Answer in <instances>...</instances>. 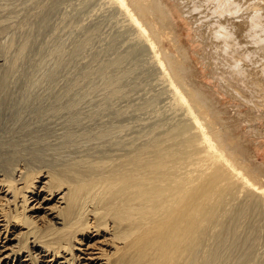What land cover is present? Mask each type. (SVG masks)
Segmentation results:
<instances>
[{"label":"rangeland","instance_id":"obj_1","mask_svg":"<svg viewBox=\"0 0 264 264\" xmlns=\"http://www.w3.org/2000/svg\"><path fill=\"white\" fill-rule=\"evenodd\" d=\"M32 1L0 0V15L7 14L0 16V25L12 21L8 16L13 11L11 15L16 12L17 18L20 15L19 20L24 19V22L22 20L19 22L21 24L18 23V27H9L11 30L2 34L0 44L14 46L15 42V45L21 46L25 43L24 48H20L22 55L20 54V60L16 62L18 65L10 68L11 74L15 75L12 76L14 95L11 99L16 103L10 100L14 102L13 106L7 107L5 115H0V133L3 136L0 138L1 163L9 167L18 160L22 164L19 167L26 164V167L36 168L40 163L49 168L59 165L67 167L71 164L79 166L78 168H91L92 165L98 167L99 164L101 167L102 161L106 159L107 166H114L121 160L120 156L125 154L129 148L127 145L132 143L134 137H138L136 140L143 143H153L158 139L164 144L165 139L167 145L173 144V148L174 143L178 141L181 145L186 143L184 137L190 138L191 131H185L184 126L189 123L188 125L194 128V125L185 113L184 106L171 94L161 75L157 74L159 70L156 62L143 46L142 37L135 32L129 21H126L114 1ZM128 2L131 3L130 0ZM8 7L9 9H6ZM135 13L139 14L137 10ZM142 19L150 29L151 36H155L156 45L161 50V56L168 68L173 72V67H185L183 78L181 76V80L178 79L181 82V90L190 103L193 102L192 98L198 101L199 95L204 96L199 97L202 99H199V104L193 102L195 111L209 126L207 130L211 128L209 132L215 133L214 136L220 135L221 138V89L216 84L218 81L209 74L212 67L204 68L205 65L198 56L189 53L187 44L192 41L188 21L182 19L181 24H184V27L178 26L177 31L172 30L175 26L161 22L158 24V34L154 33L153 22L148 16H142ZM183 50L187 51L188 59L184 57ZM16 68L19 71L15 70ZM26 80L37 82L28 81L27 84ZM25 84L31 87L30 92ZM23 93L25 97L27 93L32 95L26 109L21 108ZM223 97L225 101L229 99L230 104L233 102L226 94H223ZM24 110L26 112H21ZM26 113L30 116H26ZM20 115L23 118L26 116L27 119ZM39 116L41 118H36ZM212 119L213 122L210 121ZM69 121L74 124L73 128H70V133H75L73 136H69ZM97 136L99 140L95 138ZM160 142L156 141L157 146H160ZM169 145L170 150L172 146ZM181 145L178 152H174L175 156L184 150ZM132 147L134 148V145ZM194 147L190 146V149ZM262 147L257 150L259 155L257 154L252 163H248L252 168L256 165L257 170L264 168V146ZM173 148L171 151H176V148ZM187 148L186 150H190ZM104 151L108 154L105 155L106 158L101 157L105 154ZM99 157L103 159L100 161ZM32 171L33 169L30 170ZM70 179L78 181L80 178L71 176ZM44 182H47L46 178L35 180L33 188L24 189L20 195L16 194L15 198L6 192L10 190L4 187V182H0V264H73L72 257L76 259V264H105L104 255L114 254V246L117 245L112 243V232L96 231L91 214L87 215L93 229L90 227L84 230L87 234L77 235L79 240L75 242L74 253L69 255L59 250L56 256L53 249L43 250L44 244L38 241L39 239L35 241L33 235L27 238L23 234L27 232V228L21 226L22 224L11 223L8 225V231L5 230L6 219L9 221L7 216L14 215L13 205L18 203L19 206H24V203L20 202L23 193L31 200L26 212L36 221L33 228L37 229L38 234L47 235L51 230L63 228L62 224L56 223L55 216L60 211L59 205H65L61 203L60 197L67 189L64 188L61 194L48 193L49 185L44 186ZM242 183L245 187L240 192L233 187L232 190L235 191L227 194V199L222 203L220 198L215 199L217 207L213 204V217L208 220L206 218V222L200 220V230L205 232L204 253L208 259L206 264H264V191L260 187L257 188V184L254 186L244 181ZM86 204L87 209L93 208L94 203ZM22 206L18 207L19 212L24 209ZM1 207L6 209L5 214L1 212ZM54 235L49 237H53L51 241L57 240Z\"/></svg>","mask_w":264,"mask_h":264},{"label":"bare ground","instance_id":"obj_2","mask_svg":"<svg viewBox=\"0 0 264 264\" xmlns=\"http://www.w3.org/2000/svg\"><path fill=\"white\" fill-rule=\"evenodd\" d=\"M111 1L117 4L123 16L126 17V21H129L135 32L142 37L143 46L156 62L159 70L157 74L161 75L169 86L171 94L184 106V111L195 128L188 125L189 123L184 126L185 131H191L190 138L184 137L185 144L188 146L181 145L182 143L179 144L178 141L174 143V148L173 144H168L173 149L176 148V151H171L172 148L170 147L169 150L165 139L164 145L156 138L157 143L160 142V147L157 146L156 141L143 143L136 140L138 137H134L132 143L127 145L129 148L125 154L120 156L121 160L114 166H107V160L104 159L101 167L97 163L98 167L96 165L92 167V165L91 168H78L79 166H71L72 164L67 167L59 165L49 168L40 163L36 168L26 167L25 163L23 167H19L22 164L18 160V163L6 167L0 162V182H4V187L10 190L6 192L13 198L16 194L20 195L24 189L33 188L35 180L38 181L41 178L47 179L44 186L49 185L48 193L61 194L64 188L67 189V192L60 197L62 201L60 202L65 205L62 207V204L59 205L60 211L55 216L56 223L62 224V229L51 230L47 234L48 237L38 234L37 229L33 228L36 221L26 212L31 200L23 193L20 196V202L24 203V206H19L18 203L13 205L14 215L7 216L9 221L6 219L5 230L8 231V225L11 223L22 224L21 226L27 228V232L23 233L27 238L33 235L35 241L39 239L38 241L44 244L43 250L53 249L57 256L59 250L68 255L73 254L75 242L79 240L77 235L87 234L84 230L94 227L97 232H112V240H114L112 243L117 245L114 246V254L104 255L106 256L105 264H206L208 259L204 253L205 232L200 230V220L206 222V218L208 220L209 217H213L215 211L212 207L215 205V199L220 198L219 201L222 203L227 194L233 191V187L240 192L245 187L242 181L249 185L257 184V188L260 187L264 191V168L257 170L256 165L253 166L254 168L248 165L257 157L258 148L262 149L264 146V0H130L131 3L128 0ZM136 10L139 14L135 13ZM11 14L8 17L12 21L9 24H2L3 26L0 25V38L10 28L18 27L21 24L20 21L24 22V19H18L20 15L17 18L16 12L14 15ZM33 14L34 18L35 13ZM142 16H148L152 20L154 33L158 34V24L161 22L175 26L172 30L177 31L178 26L184 27V24H181L182 19L188 21L192 41L191 44H187L189 53L197 55L198 59L204 63V68L212 67L209 74L218 81L215 83L221 89L220 120L224 131H221V138L220 135L214 136L215 133L209 132L211 128L207 130L209 126L195 111L193 102L199 104L202 100L199 98L201 95L198 101L192 98L193 102L190 103L184 91L181 90L179 82L182 73L186 71L185 67L176 69L173 67V72L171 68H168L161 56V50L156 45L155 36H151L150 29L144 23ZM0 42L2 44V41ZM1 44L0 115H5L7 107L13 106L15 102L11 99L14 95L12 76L15 75L11 74L10 68L14 67L20 58V48H24L25 43L21 46L15 45V42L14 46H9L7 43ZM183 53L188 59L187 51L183 50ZM28 81L26 80L27 84ZM72 83L69 84L70 88ZM30 88L27 85L28 92ZM31 94L27 93L26 97L24 93L22 94L21 108L28 107L27 104L32 99ZM223 94L233 99V102L230 101V104L229 99L225 101ZM71 104L74 105V103ZM73 121H69V133L70 128L74 126ZM210 121L213 122V119ZM73 134L75 133H70L69 136ZM1 137L3 136L0 133ZM95 138L98 139V136ZM181 138L182 136L180 140ZM177 143L179 148L181 145L184 150L175 156L174 152L177 153L179 150ZM190 146L195 147L190 149ZM187 147L190 150H186ZM59 149L61 150L60 147ZM105 155L108 154L105 152L101 157L106 158ZM98 159L101 161L103 158ZM32 169L33 171L30 172ZM71 176L80 179L73 181L70 179ZM20 185L24 186L20 187ZM86 203L88 205L94 203L93 208L87 209ZM21 206L24 209L22 208L19 212ZM1 210L5 214L6 209L1 207ZM87 214H91L94 218L93 227L90 225ZM51 235L57 237V240L51 241L50 239L53 238H49ZM71 260L73 264H76V259L72 257Z\"/></svg>","mask_w":264,"mask_h":264}]
</instances>
